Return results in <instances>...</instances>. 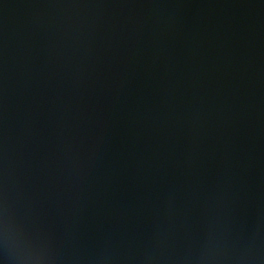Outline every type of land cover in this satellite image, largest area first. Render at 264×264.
Wrapping results in <instances>:
<instances>
[{
  "label": "water",
  "instance_id": "obj_1",
  "mask_svg": "<svg viewBox=\"0 0 264 264\" xmlns=\"http://www.w3.org/2000/svg\"><path fill=\"white\" fill-rule=\"evenodd\" d=\"M0 186L45 264L264 245V0H0Z\"/></svg>",
  "mask_w": 264,
  "mask_h": 264
},
{
  "label": "clouds",
  "instance_id": "obj_2",
  "mask_svg": "<svg viewBox=\"0 0 264 264\" xmlns=\"http://www.w3.org/2000/svg\"><path fill=\"white\" fill-rule=\"evenodd\" d=\"M0 264H45L39 243L16 221L6 190L0 186ZM155 264H264V245L229 247L207 245L191 257L172 262L159 258Z\"/></svg>",
  "mask_w": 264,
  "mask_h": 264
}]
</instances>
